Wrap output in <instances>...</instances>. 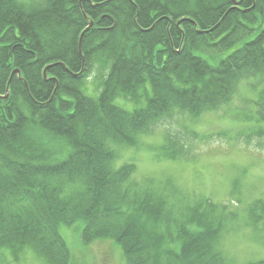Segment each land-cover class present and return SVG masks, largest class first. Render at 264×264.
Segmentation results:
<instances>
[{
	"label": "trees",
	"instance_id": "1",
	"mask_svg": "<svg viewBox=\"0 0 264 264\" xmlns=\"http://www.w3.org/2000/svg\"><path fill=\"white\" fill-rule=\"evenodd\" d=\"M231 1L0 0V255L29 250L43 264H70L59 231L81 223L83 245L115 241L124 264H230L218 243L235 214L138 181L134 165L113 166L112 146L134 144L176 113L215 111L241 80L264 73V0ZM96 69L90 97L81 87ZM138 90L143 108L115 105ZM178 141L167 133L163 151L184 159ZM254 202L247 212H264V200Z\"/></svg>",
	"mask_w": 264,
	"mask_h": 264
},
{
	"label": "rangeland",
	"instance_id": "2",
	"mask_svg": "<svg viewBox=\"0 0 264 264\" xmlns=\"http://www.w3.org/2000/svg\"><path fill=\"white\" fill-rule=\"evenodd\" d=\"M247 39L239 40L224 52L215 51L214 58L207 61L215 65ZM97 70L84 79L81 87L84 95H97L96 79L100 74ZM145 90L149 92V83L145 84ZM147 98L138 90L136 100L116 97L114 103L123 110L132 111L143 108ZM262 103L264 73L241 80L230 101L215 111L196 117L176 113L167 125H157L150 134L140 133L134 145L113 147V166L134 165V176L138 181L152 180L154 185L160 186V191L169 190L171 185L178 194L174 196L186 197L188 204L201 198L210 199L218 210L226 206L228 213L235 214V218H229L223 224L226 227L220 233L218 243L220 255L230 264H252L264 259V212L260 208L247 212L250 205L256 204L254 200H264ZM166 133L175 134L178 142L185 143L189 154L184 159H173L164 153ZM186 137L188 140L184 141ZM257 216L262 218L259 220ZM250 217L263 225L258 234L250 228ZM80 230L81 223H77L59 231L70 252V264H124L115 241H96L86 246L81 243ZM0 264H43V261L29 250L19 253L16 258L10 251H5L0 255Z\"/></svg>",
	"mask_w": 264,
	"mask_h": 264
},
{
	"label": "water",
	"instance_id": "3",
	"mask_svg": "<svg viewBox=\"0 0 264 264\" xmlns=\"http://www.w3.org/2000/svg\"><path fill=\"white\" fill-rule=\"evenodd\" d=\"M232 3L236 6L237 5V3L235 2V1H232ZM234 8V7H233ZM177 24H179V22L177 23ZM92 25H93V23L92 22H89V24H88V27L81 33V35H80V37H79V41H78V45H80V41H81V38H82V36H83V34L87 31V30H89L91 27H92ZM213 29H211L210 31H212ZM198 33H202V31H199ZM79 53V52H78ZM80 54V53H79ZM14 74H16L17 76L16 77H18L19 76V73H18V71L17 70H15L14 72H12L11 73V75H10V78H9V80H8V83H9V81H10V79L12 78V76L14 75ZM45 74V70L43 71V75ZM45 76V75H44ZM19 78V77H18ZM8 91H7V89H6V93H7Z\"/></svg>",
	"mask_w": 264,
	"mask_h": 264
},
{
	"label": "bare ground",
	"instance_id": "4",
	"mask_svg": "<svg viewBox=\"0 0 264 264\" xmlns=\"http://www.w3.org/2000/svg\"><path fill=\"white\" fill-rule=\"evenodd\" d=\"M132 3V2H131Z\"/></svg>",
	"mask_w": 264,
	"mask_h": 264
}]
</instances>
